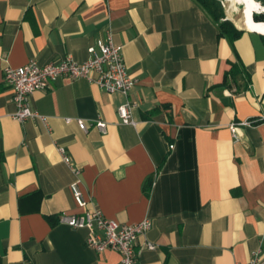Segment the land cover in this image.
Listing matches in <instances>:
<instances>
[{
    "label": "crops",
    "instance_id": "crops-1",
    "mask_svg": "<svg viewBox=\"0 0 264 264\" xmlns=\"http://www.w3.org/2000/svg\"><path fill=\"white\" fill-rule=\"evenodd\" d=\"M238 16L226 15L242 32L231 45L196 0H0V264H120L86 246L88 230L59 223L83 212L75 181L88 209L151 222L138 264L264 259V36ZM108 32L129 94L59 79L29 99L46 124L14 118L6 65L81 63ZM125 104L135 126L119 121ZM77 120H102L106 133Z\"/></svg>",
    "mask_w": 264,
    "mask_h": 264
},
{
    "label": "built area",
    "instance_id": "built-area-1",
    "mask_svg": "<svg viewBox=\"0 0 264 264\" xmlns=\"http://www.w3.org/2000/svg\"><path fill=\"white\" fill-rule=\"evenodd\" d=\"M87 52L88 58L81 63L68 56L47 65H39L34 60L18 68L6 65L3 68V77L17 108L14 118L19 122L30 119L46 124L45 117L31 109L29 99L34 92L48 89L59 79L70 81L85 79L109 93L129 94L135 82L125 65L122 47L113 44L111 33L108 32L103 39L95 40ZM116 113L121 124L136 125L131 119L130 105L119 106ZM72 121L70 118L65 119L66 123ZM257 122H264V118ZM76 123L78 128L85 133L90 128L102 134H105L107 130V124L102 120L91 123L77 120ZM59 153L63 163L78 176L79 169L72 165L71 158L65 150L59 148ZM70 192L74 204L83 212L77 215L63 213L59 216V223L73 229L88 230L90 234L85 244L95 252L115 251L120 255V264H138L139 253L136 243L149 231L151 222L145 219L133 224L119 223L107 219L96 207L88 209L90 203L84 199L78 181L71 183ZM148 248H153V245L149 244ZM246 264H264V259L259 253H255Z\"/></svg>",
    "mask_w": 264,
    "mask_h": 264
},
{
    "label": "trees",
    "instance_id": "trees-1",
    "mask_svg": "<svg viewBox=\"0 0 264 264\" xmlns=\"http://www.w3.org/2000/svg\"><path fill=\"white\" fill-rule=\"evenodd\" d=\"M196 2L207 13L211 20L217 24L219 31L218 35L220 37L226 38L229 43L233 45V42L241 36L242 32L237 30L235 26L225 18V14L220 2L217 0H196ZM261 2L264 4V0H261ZM261 15L263 16L264 13L259 15L255 13H248L247 17L253 22H264L259 20V16ZM235 69L236 65H232L229 73L225 74L224 76L223 84L226 83L228 75H235Z\"/></svg>",
    "mask_w": 264,
    "mask_h": 264
},
{
    "label": "bare ground",
    "instance_id": "bare-ground-1",
    "mask_svg": "<svg viewBox=\"0 0 264 264\" xmlns=\"http://www.w3.org/2000/svg\"><path fill=\"white\" fill-rule=\"evenodd\" d=\"M231 8H235L234 4L241 5L243 24L246 29H253L259 33L264 34V22H253L247 15L248 13L262 14L264 13V6L255 0H228Z\"/></svg>",
    "mask_w": 264,
    "mask_h": 264
},
{
    "label": "rangeland",
    "instance_id": "rangeland-1",
    "mask_svg": "<svg viewBox=\"0 0 264 264\" xmlns=\"http://www.w3.org/2000/svg\"><path fill=\"white\" fill-rule=\"evenodd\" d=\"M217 1H219L220 2V4H221V7H222V9H223V11H224V14H225V18H226V15L230 12V10L232 9L231 8V5H230V3L228 2V0H217ZM256 2H258V3H260V4H263V2H261V0L259 1V0H255ZM264 5V4H263ZM234 7H236V11H237V13H238V17H239V19H240V21H242L243 20V18H242V6L241 5H237V4H234ZM259 20L260 21H264V15L262 16H259Z\"/></svg>",
    "mask_w": 264,
    "mask_h": 264
},
{
    "label": "water",
    "instance_id": "water-1",
    "mask_svg": "<svg viewBox=\"0 0 264 264\" xmlns=\"http://www.w3.org/2000/svg\"><path fill=\"white\" fill-rule=\"evenodd\" d=\"M262 36H264V34L260 33Z\"/></svg>",
    "mask_w": 264,
    "mask_h": 264
}]
</instances>
